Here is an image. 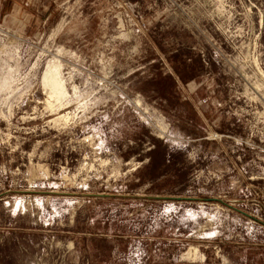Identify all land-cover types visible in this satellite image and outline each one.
Listing matches in <instances>:
<instances>
[{"label": "rangeland", "instance_id": "374dc122", "mask_svg": "<svg viewBox=\"0 0 264 264\" xmlns=\"http://www.w3.org/2000/svg\"><path fill=\"white\" fill-rule=\"evenodd\" d=\"M184 52L199 119L149 94L146 63ZM165 172L201 201L48 194L147 196ZM213 198L264 223V0H0V264H264V226Z\"/></svg>", "mask_w": 264, "mask_h": 264}, {"label": "crops", "instance_id": "0c3cea01", "mask_svg": "<svg viewBox=\"0 0 264 264\" xmlns=\"http://www.w3.org/2000/svg\"><path fill=\"white\" fill-rule=\"evenodd\" d=\"M175 53H178V50L175 51ZM156 56L154 55L153 58H151L146 65H155L157 68H159L157 71H153L149 76L148 80L150 81V84L152 85V89L150 91V98L154 100L161 101L163 104H167L170 106V108L173 109V112H178V106L182 104L183 102H187V104L190 106L191 111L194 115L197 116L199 119V111H197V107L195 108V105H193L194 100H198L200 96L208 97L207 93H204V88L202 87V84L197 85L196 90L189 95H186L185 88L188 86V84L196 83L195 80L187 81L185 85L182 83V81L179 79L178 75L171 69V72L164 71V68H162L161 63L156 60ZM154 69V68H152ZM141 73H139L140 75ZM198 84V83H197ZM186 86V87H185ZM204 93V95H202ZM196 132H198L200 129H194ZM202 130V129H201ZM197 140V138L195 139ZM212 146L213 155L219 156V150L220 147L216 144H210ZM165 150L167 151V157H172L170 154L175 153H181L182 157L184 158L185 162L190 165L191 162H189V154H187L186 151L183 149H174L170 148L168 146H164ZM223 147V146H222ZM225 148V147H223ZM153 149V147L151 148ZM150 149V150H151ZM226 151V148H225ZM168 152L170 154H168ZM188 155V156H187ZM224 157L227 160L232 161L231 155L229 153H224ZM148 161L144 159V162L142 164L147 165ZM168 163V161H167ZM174 173H168L165 172V174H160L158 177H152L151 179L146 180L144 184H142L141 187L146 190L147 196H153V197H181V198H196L194 196L188 195L189 192L185 191L184 185H177V182L179 180L175 176ZM175 176V177H174ZM193 174L191 173V176L189 178V181H193ZM176 184V185H175ZM217 198H220V196H217ZM216 198H213L211 200H206L202 204L212 203L216 202ZM177 204H195L194 201H175ZM218 203V202H217Z\"/></svg>", "mask_w": 264, "mask_h": 264}, {"label": "trees", "instance_id": "16d2710c", "mask_svg": "<svg viewBox=\"0 0 264 264\" xmlns=\"http://www.w3.org/2000/svg\"><path fill=\"white\" fill-rule=\"evenodd\" d=\"M174 58L171 61L172 69L178 75L179 79L182 81L183 84H185L187 81L197 79L205 71L204 64L199 55L193 56L192 53L184 52L183 55H181V58L180 56H174ZM155 150L156 149H154L153 152ZM160 157L162 159L161 165L163 166H165V162L166 160H168V165L165 166L166 168L173 167L176 164L173 160L174 158H172L171 156L167 157V153L164 151L162 152ZM150 161L152 162L151 155ZM152 164L153 162L151 163V165Z\"/></svg>", "mask_w": 264, "mask_h": 264}, {"label": "water", "instance_id": "95a60500", "mask_svg": "<svg viewBox=\"0 0 264 264\" xmlns=\"http://www.w3.org/2000/svg\"><path fill=\"white\" fill-rule=\"evenodd\" d=\"M9 193H35L38 194L40 192H27V191H13V192H9ZM48 194H55V195H66V196H76V197H86V198H102V199H129V200H147V201H194V202H198L201 201V199H197V198H181V197H153V196H139V195H119V194H77V193H55V192H49ZM216 200V199H215ZM216 202L220 203L221 205L232 209L234 211H236L237 213L242 214L243 216H245L248 219H251L257 223H259L260 225L264 226V223L253 218L252 216H250L247 213H244L242 211H240L239 209H236L234 207H232L231 204H229L228 202L222 201V200H216Z\"/></svg>", "mask_w": 264, "mask_h": 264}, {"label": "bare ground", "instance_id": "6f19581e", "mask_svg": "<svg viewBox=\"0 0 264 264\" xmlns=\"http://www.w3.org/2000/svg\"><path fill=\"white\" fill-rule=\"evenodd\" d=\"M47 65L48 67L44 77V86L49 89L50 98H53L56 101H58V103H60L59 100L67 98L66 87L62 82L61 73H60L62 65L58 60H53ZM55 100L54 102H56ZM61 118H63V116Z\"/></svg>", "mask_w": 264, "mask_h": 264}]
</instances>
